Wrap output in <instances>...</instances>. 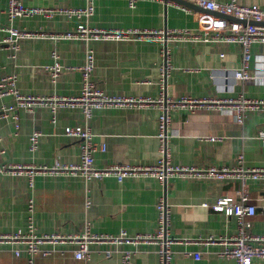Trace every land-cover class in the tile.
<instances>
[{"label":"crops","instance_id":"obj_1","mask_svg":"<svg viewBox=\"0 0 264 264\" xmlns=\"http://www.w3.org/2000/svg\"><path fill=\"white\" fill-rule=\"evenodd\" d=\"M227 1V0H222ZM240 3L264 4V0H238ZM26 5L82 7L90 0H23ZM8 0H0V39L6 27L14 25L29 31L61 32L79 23L105 28H200L196 13L220 16L190 4L172 0H91L93 12L81 17L57 13L53 17L35 14L11 19ZM186 7V8H185ZM226 20L231 17L222 16ZM93 48L95 66L91 77L96 85L111 95L152 97H228L243 94L264 98V44L252 46V79L237 80L235 70L242 66L241 46L228 42L169 39L134 36L122 39H97L88 44L81 38L55 40L49 37L24 38L14 54L0 50V78L17 74L18 90L24 95H76L82 89L79 69L86 50ZM56 50V60L52 52ZM167 50V57L164 52ZM260 55V57H258ZM168 62L164 74L163 65ZM59 61L63 69L53 80L51 66ZM69 68V69H68ZM228 73V74H226ZM13 95L0 97L3 105H12ZM161 108L155 104L95 108L89 125L96 141L106 144L95 154L98 166L115 163L154 164L160 158L158 122ZM168 127L170 159L174 164L208 166L236 165L243 154L245 166L264 167V112H249L244 123L219 108L171 109ZM19 126H16V123ZM85 123L82 110L60 108L54 114L49 106L21 108L18 120L14 112L0 117V164L23 163L55 165L77 163L81 159L80 140L65 132L68 125ZM41 133L36 149L30 148V136ZM241 181L236 178L175 176L165 183L153 176H113L85 180L80 175H45L34 177L31 187L25 174H0V233L27 228L32 221L39 233L76 234L89 219L94 232L129 234L153 232L158 224L157 201L165 194L172 208L170 233L176 240L171 264H236L222 258L219 241H204L214 236H230L238 231L235 216L210 205L222 196L236 195ZM251 202L256 205L250 217L251 232L264 234V179L249 178ZM92 203L87 208L86 199ZM34 205L30 209L29 203ZM59 251L36 255L33 261L23 252L16 255L17 243H0V264H125L123 250H135L131 264H161L158 245L93 243L89 258L77 259L70 244H47ZM115 249L108 256L105 249ZM60 250H64L61 253ZM200 252L201 258L192 254ZM255 262H260L258 258Z\"/></svg>","mask_w":264,"mask_h":264},{"label":"built area","instance_id":"obj_2","mask_svg":"<svg viewBox=\"0 0 264 264\" xmlns=\"http://www.w3.org/2000/svg\"><path fill=\"white\" fill-rule=\"evenodd\" d=\"M6 10L11 19L16 17H26L41 14L46 17H53L57 13H64L71 16L81 17L93 12V5L90 3L82 7L57 6L42 7L26 5L23 0H8ZM139 0H128L130 6H135ZM174 1V0H172ZM205 10L217 11L237 18L238 20H226L222 16H213L209 13H196V19L200 23V28H165V29H140V28H105L100 26H90L79 23L75 28L61 32L49 31H29L14 25L6 27L7 35L0 39V50L8 49L13 54L21 47L24 38L49 37L55 40L63 38H81L90 43L97 39H122L134 36H148L166 42L169 39H192L205 42H228L241 46L242 66L235 70L237 80H248L255 77L251 72L250 62L252 59V46L254 43L264 44V25L252 23V21H264V4L251 3L244 4L238 0H187ZM177 2V1H176ZM181 4L180 2H178ZM186 8V7H185ZM245 20L246 22H243ZM167 50L164 54L167 57ZM53 57L59 58L58 52H52ZM260 57V55H258ZM264 59V56L262 57ZM264 63V61H263ZM95 66L93 48L88 46L85 53V61L79 67L82 74V89L76 95H50L36 96L24 95L18 90L17 74H7L0 78V97L13 95L16 99L12 105H3L0 117L7 116L14 112L16 121L21 108L31 110L36 105L49 106L55 114L60 108H80L85 118V123L68 125L65 127L67 135L80 140L81 159L77 163H58L55 165H31L23 163H3L0 164V174L21 175L28 177L29 185H34V177L38 174L45 175H80L85 180L101 179L113 176L119 181L127 177L153 176L165 183L169 178L175 176L184 177H208V178H236L241 181V186L237 189L236 195L222 196L215 202L203 205H210L216 210H221L228 215L235 216L238 223V231L230 236L214 237L210 236L204 241H219L223 248L217 251L222 258H233L236 264H264V234H255L250 231V217L256 213V205L251 202L249 194V178L264 179V167L245 166L243 154H239V161L236 165L208 166L174 164L170 159V148L168 144V127L172 122L171 109L178 106L186 108H219L231 114L240 123H244L249 112H264V98L247 97L243 94L238 96L216 97L193 95H183L180 98L167 97L161 93L159 97H136L111 95L105 93L92 80L91 73ZM168 62L163 65L164 74L168 70ZM63 69H67L56 61L51 66V76L55 80ZM69 69V68H68ZM264 81V78H263ZM155 104L161 108L158 122V139L160 158L154 164H130L115 163L105 166H98L95 162V154L98 151H105L106 144L95 140V134L89 125V120L95 108L118 107ZM19 126V123H16ZM264 138V130L260 131ZM41 133L35 131L30 136V148L36 149ZM1 140V136H0ZM34 200L31 199L29 206L33 208ZM86 206L89 208L92 201L87 198ZM158 224L153 232H143L129 234L122 231L119 234H107L94 232L89 219L84 221L83 229L76 234L61 233H39L32 221L27 228H18L11 232L0 233V243H17L20 247L14 249L16 255L26 252L33 261L36 255L48 256L59 251L55 246L47 244H70L72 245L73 256L77 259L89 258L91 244L111 243V244H138L141 242L155 243L158 245V253L161 264H171L173 259L176 240L170 233L172 223V208L167 202V196L162 194L157 201ZM61 253L64 250H60ZM115 249H105L108 256ZM135 250L127 248L123 250L122 259L125 264L132 263ZM194 258H201L200 252L192 254ZM258 258L260 262H255Z\"/></svg>","mask_w":264,"mask_h":264},{"label":"water","instance_id":"obj_3","mask_svg":"<svg viewBox=\"0 0 264 264\" xmlns=\"http://www.w3.org/2000/svg\"><path fill=\"white\" fill-rule=\"evenodd\" d=\"M174 1H177V2H180L181 4H190L191 2L187 1V0H174ZM194 6H197L195 4H193ZM199 7V6H197ZM200 8V7H199ZM210 12H215L216 14L220 15V16H226V17H231L232 19L234 20H238L237 18L233 17V16H230V15H227V14H224V13H221V12H217V11H210ZM243 22H246L245 20H242ZM252 23H256V24H259V25H264V21H252ZM228 74V73H226Z\"/></svg>","mask_w":264,"mask_h":264}]
</instances>
